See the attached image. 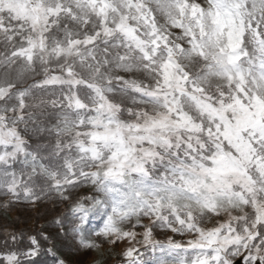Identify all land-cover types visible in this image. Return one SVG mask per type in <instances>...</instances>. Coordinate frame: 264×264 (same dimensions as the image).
Masks as SVG:
<instances>
[{
  "label": "snow or ice",
  "instance_id": "1",
  "mask_svg": "<svg viewBox=\"0 0 264 264\" xmlns=\"http://www.w3.org/2000/svg\"><path fill=\"white\" fill-rule=\"evenodd\" d=\"M20 204L63 207L0 264H66L46 226L120 264H264V0H0V209Z\"/></svg>",
  "mask_w": 264,
  "mask_h": 264
},
{
  "label": "rangeland",
  "instance_id": "2",
  "mask_svg": "<svg viewBox=\"0 0 264 264\" xmlns=\"http://www.w3.org/2000/svg\"><path fill=\"white\" fill-rule=\"evenodd\" d=\"M20 210H14L11 208L10 210L6 211V214H0V242L3 241L5 235L12 231H24L25 233H30V231L34 232L41 228V226L46 225V221H51L55 218L62 207L57 209L56 212L51 211V205H44L42 204L39 209L30 207L28 205H23ZM41 213V218H37V212ZM45 231L50 233L53 238H56L57 229L53 226H46ZM163 238V237H160ZM65 245L68 251L65 252L64 258L68 261L72 262H80L81 264H93L97 261L105 260L109 264H116L120 262L119 253L121 252L122 248L125 246L123 244H118L115 247L108 249L106 245L104 249L101 251H91V252H84L81 250H77L75 245L69 241L64 240ZM57 247L60 250H63L61 246H59L58 242L56 241ZM65 251V250H64ZM72 254H70V253ZM104 263V262H102ZM38 264H42L41 261H38Z\"/></svg>",
  "mask_w": 264,
  "mask_h": 264
},
{
  "label": "trees",
  "instance_id": "3",
  "mask_svg": "<svg viewBox=\"0 0 264 264\" xmlns=\"http://www.w3.org/2000/svg\"><path fill=\"white\" fill-rule=\"evenodd\" d=\"M54 239L58 242L59 246H61V248L63 249V250H60V252L65 255L66 247H64V245H65L64 239L63 238H60V237H56ZM41 257H43L44 260H47L48 259L49 260V263L52 264V258L50 257V255L45 254V255H42Z\"/></svg>",
  "mask_w": 264,
  "mask_h": 264
}]
</instances>
